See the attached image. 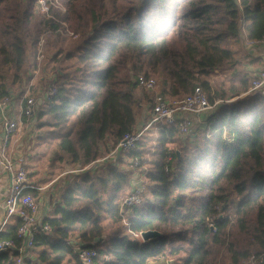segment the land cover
Masks as SVG:
<instances>
[{
  "label": "trees",
  "instance_id": "1",
  "mask_svg": "<svg viewBox=\"0 0 264 264\" xmlns=\"http://www.w3.org/2000/svg\"><path fill=\"white\" fill-rule=\"evenodd\" d=\"M61 1L67 12L54 10L55 19H48L36 12V0H0V101L16 96L12 86L29 69L31 55L33 69L38 65L40 37H50L43 62L54 65L59 92L35 121L54 129L56 161L67 160L74 170L89 166L138 127L157 95L138 87L141 74L159 78V94L168 100H182L197 87L211 104L229 95L237 99L220 104L209 116L208 133L197 135L180 156L171 148L182 144L177 126L160 127L154 144L144 135L126 155L150 154L142 159L149 187L127 214L118 201L131 172L122 170L121 160L61 179L58 201L25 264H83L73 247L78 238L79 247L97 251L93 264H150L162 256L175 264H264V97L240 98L253 81L245 70L234 68L226 91L212 93L209 80L235 65L233 44L241 36L252 41L264 35V0ZM62 23L78 35L66 54L63 44L71 38L61 33ZM74 60V72L58 66ZM20 224L13 217L0 244L20 246ZM148 231L160 236L137 237ZM15 256V250L0 251V264H14Z\"/></svg>",
  "mask_w": 264,
  "mask_h": 264
},
{
  "label": "built area",
  "instance_id": "2",
  "mask_svg": "<svg viewBox=\"0 0 264 264\" xmlns=\"http://www.w3.org/2000/svg\"><path fill=\"white\" fill-rule=\"evenodd\" d=\"M54 10L66 13L67 7L61 0H36V12L38 14L45 15L48 19H55L53 16ZM62 24L65 30H62L61 33L72 40H76L78 35L70 31L67 23ZM46 41L47 35L43 34L37 44L38 64L45 59ZM248 49L264 57V35L257 40L248 41ZM51 77L42 92L31 91L32 82L21 98L15 96L0 101V185L5 177L9 180V190L4 202L6 219L2 227H5L13 217L20 218L21 224L18 235L22 240L20 246H17L13 241H4L0 244V251L5 249L15 250L17 256L14 257V264H25V260L31 258L35 235L44 216L37 197L27 193L29 190H40V188L30 181L28 164L21 152L22 149L14 152L13 143L18 141L17 138L21 133L23 123H33L41 107L57 96L59 89L53 75ZM135 82L141 90L148 93L156 92L159 89L158 80L144 74L139 75ZM249 93H257L264 97V68L257 69L254 72ZM29 94L33 96H29ZM218 104H220L218 100L211 104L206 91L201 87L195 88L194 92L184 99L176 101L168 100L157 94L148 108L150 109L148 122L146 121L141 127L139 126L134 131L126 133L116 147L104 158L89 166L77 168L68 173H84L92 168L96 170L108 163L117 164L121 160L123 164L127 165L126 170L131 172V178L128 184V194L119 205L121 212H129L143 202L146 198L147 188L142 180L144 177L146 178V172L143 173L142 159L139 157L128 158L126 154L137 149L139 142L149 130L153 128L159 130L164 125L177 126L182 138L191 137L198 129H196L197 125L205 123L196 120H199L201 116L210 114ZM207 123L205 124L207 125ZM166 170L168 171L167 168ZM44 230L50 232L52 228L46 226ZM79 241V238L73 241L75 252L83 264H93L94 259L98 256L97 251L79 247L77 245ZM159 261L162 264H175L174 261L165 256H162Z\"/></svg>",
  "mask_w": 264,
  "mask_h": 264
},
{
  "label": "rangeland",
  "instance_id": "3",
  "mask_svg": "<svg viewBox=\"0 0 264 264\" xmlns=\"http://www.w3.org/2000/svg\"><path fill=\"white\" fill-rule=\"evenodd\" d=\"M50 37L48 38L47 35V40H49ZM76 42L72 41V39L67 40L64 44H63V48H64V53L66 54L67 52L71 51L74 49V47L76 46L75 44ZM233 48L235 50L236 56H235V65H227L219 70L216 71V73L211 76L209 78L211 84H212V93L214 92H221L223 90H229L230 88V84L231 81L233 79V72H234V68H237V70L240 71H244L243 68L245 65H248L247 63H250V59H249V55L247 54V50H246V40L244 36H241L240 40L238 42H235L233 44ZM75 60L74 61H70V62H66L63 64H58L59 67H63L65 69H70L69 72H74L77 68V65L75 64ZM29 64H31L28 67L21 72L20 74V78L18 79V81L12 86V91L13 93H15L16 96H18V94H20V92L23 91V89H25L26 86V81H28L29 79V83L31 84L33 82V86L31 87V91H36L38 93L42 92V89L45 88L46 83L48 82V80L50 78H52L51 76L54 75V72H52L53 66L54 65H45L44 62L36 65L37 67L33 69L34 65H35V61H34V57L31 55L30 56V61ZM33 65V66H32ZM253 66H261L260 69L264 68V64L260 62H255V64ZM14 74L15 71L11 70L6 71V78L10 84V82H12V80L14 79ZM159 82V78L157 79ZM29 84V86H30ZM26 90V89H25ZM159 89L156 90V94H159ZM36 94V93H35ZM250 93L248 92L247 94H243L241 95L240 98H246ZM32 94H29V96H31ZM208 95V93H207ZM33 96V95H32ZM209 97V96H208ZM230 95L228 97L227 100H221V99H217L218 101H220V104L222 103H231L233 102V100L236 99H230ZM220 104H218L215 109L213 111H211L210 115L212 114V112H216L218 110V106H220ZM43 121H39L36 123V121H34L33 123H23L22 127H21V133L19 134V142L16 144L17 148L22 147V153L25 157L26 162L28 163V172H29V177H33V179L35 180H39V186L40 187H44L47 183H49L50 181L58 178L59 176H62V178H66L69 180L71 179V175L70 171L74 170V168H72L68 163L67 160H65V162H60V161H56V159L58 158V154L60 153V151L58 150V143L55 142L52 139V131L54 129L50 128V127H43V128H39V124H41ZM209 123V122H208ZM207 123V127L206 128H202V129H197L195 132V137L194 135L192 137L186 136L184 138L181 137L180 135V139L182 140V144H176L173 145L171 148L173 151H177L178 155L180 156L181 154H184V146L188 147L191 146L192 144L195 143L196 140V136L198 135L200 138L205 136V134L208 133L207 129L209 124ZM157 132L158 130L156 129H151L146 133V137H145V141L148 142V144H154L156 138H157ZM56 158V159H55ZM144 160L148 161L150 160V154L144 155L143 158ZM143 173L147 172L148 166L143 165ZM122 170L127 171V165L123 164L122 165ZM74 176V175H72ZM30 177V179H31ZM67 180V181H68ZM145 182L146 188L148 189L149 187V181L148 179H146L145 177L142 179ZM32 182V181H31ZM34 182V181H33ZM32 182V183H33ZM34 184V183H33ZM56 186V185H55ZM127 187H129L127 185ZM126 187V188H127ZM125 190L123 191L122 195L119 198L118 203L120 204L122 199L125 198V196L127 195V191ZM51 191V189H49ZM57 189L54 190V193H56ZM61 192V191H60ZM58 197H59V192H58ZM56 195V196H57ZM146 196H147V190H146ZM129 213L128 211L126 212V214ZM105 224H109L107 221L105 222ZM125 225L128 226L127 222H125ZM114 227H111L108 229V232H110ZM138 238L143 240L142 235H138ZM150 264H162L158 259L157 261H152Z\"/></svg>",
  "mask_w": 264,
  "mask_h": 264
},
{
  "label": "crops",
  "instance_id": "4",
  "mask_svg": "<svg viewBox=\"0 0 264 264\" xmlns=\"http://www.w3.org/2000/svg\"><path fill=\"white\" fill-rule=\"evenodd\" d=\"M246 40V38H245ZM246 50H247V54L249 55V59H250V63H247L248 65H245L243 70H245L247 73H251V75L253 76L254 72L257 70L256 69V66H253L255 64V62H260L261 65L262 63L264 64V57L260 56L261 54H255L251 51H249L248 49V41L246 40ZM255 61V62H253ZM261 66H258V68H260ZM29 86H27L28 88ZM27 90V89H26ZM150 109H147L143 112L142 114V117L139 119L138 121V127L142 126V124L145 123L146 119L148 118V113H149ZM209 116L210 114H206L204 116H201V118H199V120L197 119L196 121L198 122H201V121H204L205 123L208 122L209 120ZM202 119V120H201ZM198 124L196 128H206L207 125L206 124ZM20 137V136H19ZM18 137V138H19ZM17 138V140H18ZM19 142L16 141L13 143V151L14 152H17L19 149H23L22 147L20 148H17L16 147V144ZM28 164V163H27ZM123 169V168H122ZM31 177V176H30ZM29 177V179H30ZM63 179L62 176H59L58 178L50 181L49 183H47L44 187H40L39 185V180H35L33 179V177H31L30 181H34L33 183L40 188V190H35L38 192L37 194V199L39 200L40 202V205H41V212L45 217L49 216V214L51 213L52 209H53V206L55 204V202L58 201V192L60 194V180ZM56 185V186H55ZM51 189V191L49 190ZM57 189L56 193H54V190ZM8 190H9V180L7 177L4 178L2 184L0 185V232L6 227H2V224L3 222L5 221L6 219V211H5V206H4V202H5V199L7 197V194H8ZM126 191L128 192L129 191V187L126 188ZM128 194V193H127ZM57 195V196H56ZM11 221V220H10Z\"/></svg>",
  "mask_w": 264,
  "mask_h": 264
},
{
  "label": "water",
  "instance_id": "5",
  "mask_svg": "<svg viewBox=\"0 0 264 264\" xmlns=\"http://www.w3.org/2000/svg\"><path fill=\"white\" fill-rule=\"evenodd\" d=\"M142 237H143V240L146 242V241H149V240H152V239H155L157 237L160 236V234L158 232H155V231H148V232H144L141 234Z\"/></svg>",
  "mask_w": 264,
  "mask_h": 264
}]
</instances>
